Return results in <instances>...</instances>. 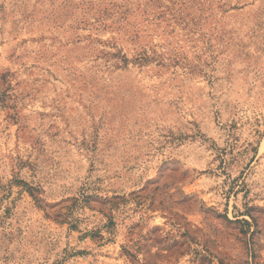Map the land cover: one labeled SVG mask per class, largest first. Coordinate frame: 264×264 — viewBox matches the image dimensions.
<instances>
[{"label":"rangeland","instance_id":"1","mask_svg":"<svg viewBox=\"0 0 264 264\" xmlns=\"http://www.w3.org/2000/svg\"><path fill=\"white\" fill-rule=\"evenodd\" d=\"M0 264H264V0H0Z\"/></svg>","mask_w":264,"mask_h":264}]
</instances>
